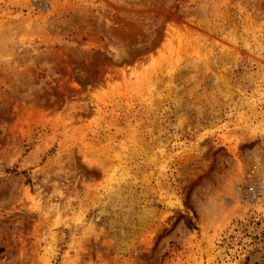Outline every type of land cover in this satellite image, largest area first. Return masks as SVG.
<instances>
[{"label": "rangeland", "instance_id": "obj_1", "mask_svg": "<svg viewBox=\"0 0 264 264\" xmlns=\"http://www.w3.org/2000/svg\"><path fill=\"white\" fill-rule=\"evenodd\" d=\"M0 264H264V0H0Z\"/></svg>", "mask_w": 264, "mask_h": 264}, {"label": "built area", "instance_id": "obj_2", "mask_svg": "<svg viewBox=\"0 0 264 264\" xmlns=\"http://www.w3.org/2000/svg\"><path fill=\"white\" fill-rule=\"evenodd\" d=\"M244 194L246 199L253 200L255 198V190L253 185L248 184L247 187L245 188Z\"/></svg>", "mask_w": 264, "mask_h": 264}]
</instances>
